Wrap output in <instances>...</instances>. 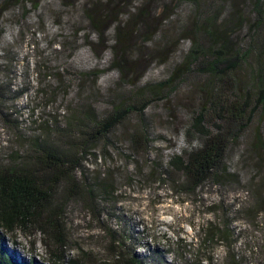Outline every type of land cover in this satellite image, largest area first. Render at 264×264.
<instances>
[{"label":"trees","instance_id":"trees-1","mask_svg":"<svg viewBox=\"0 0 264 264\" xmlns=\"http://www.w3.org/2000/svg\"><path fill=\"white\" fill-rule=\"evenodd\" d=\"M150 1L154 0H133L134 11L123 22L112 10L101 15L88 10L89 28L98 38L103 22L112 18V36L105 38L109 57L102 67L74 76L81 80L85 75L114 73V83L93 92L78 85L82 93L78 100L66 102L67 114L41 118L32 134L22 138L18 132L22 147L0 151V264H37L33 259L18 260L6 249L4 235L17 233L30 238L34 252L35 243L42 244L43 264H167L158 251L155 256L136 253L140 245L125 235L126 224L118 230L104 225L119 211L120 185H130L135 177L160 184L170 180L193 193L228 181L231 148L249 143L251 150L264 154V0H158L162 14L170 11L158 26H149L145 19ZM104 2L112 5L111 0ZM38 6L34 3V8ZM155 13L160 15L157 9ZM139 17L143 19L138 25H145L141 31L135 26ZM169 19H173L172 34L165 29ZM135 37L141 41L138 46H169L172 57L160 62L166 65L160 80L139 76L141 59L125 51L134 47L130 42ZM84 41L93 44L90 32ZM48 71L45 77L59 76L52 68ZM5 81L0 78V120L20 131L12 121L10 103L31 87ZM183 84L195 92V98L184 108L177 131L176 143L181 146L165 159H151L148 153L156 134L150 114ZM58 86L51 87L50 101L55 100V91L66 89L63 81ZM127 120L134 125L123 149L113 136ZM111 151L117 162H106ZM98 159L103 163L98 164ZM118 160L121 167L115 165ZM76 204L105 226L104 254L72 245L68 208ZM12 241L16 243L15 238Z\"/></svg>","mask_w":264,"mask_h":264},{"label":"rangeland","instance_id":"rangeland-1","mask_svg":"<svg viewBox=\"0 0 264 264\" xmlns=\"http://www.w3.org/2000/svg\"><path fill=\"white\" fill-rule=\"evenodd\" d=\"M111 2L109 6L104 0H0V25L3 26V31L0 30V78L15 87L21 83L31 87L10 103L14 105L11 107L12 121L18 124L20 131L0 120V151L22 147L24 142L21 138L18 141V132L22 138L32 134L41 118L67 114V103L78 100L76 97L82 93L77 90L78 85L88 92L99 87L104 89L106 83L112 86L114 73L88 78L85 75L81 80L74 76L78 71L87 73L102 67L109 57L105 38L112 36V18L103 22L98 38L97 32L89 28L88 10L94 15L112 10L114 17L119 16L122 22L134 11L130 9L133 0ZM34 3H39L37 9ZM166 6L171 7L169 2ZM147 9L145 19L149 26H158L162 16L170 12L168 9L162 14L158 0L150 1ZM156 9L160 15L155 13ZM142 19L139 17L136 21L139 31L145 26L138 25ZM169 20L165 29L172 34L173 19ZM87 32L91 33L93 44L84 41ZM135 39L130 42L134 47L125 51L128 56L141 59L139 76L142 75L143 80H160L166 70V65L160 62L172 57L169 46L142 47L138 46L141 41ZM50 68L59 76L45 77L44 72L49 74ZM60 81L66 89L55 91V100L50 101L53 99L49 96L53 92L51 87L56 86V90ZM40 82L45 85L43 88L39 87ZM194 98L195 92L183 84L150 114L149 123L156 138L149 158L159 161L180 148L181 142L176 143L177 131L185 117L184 108ZM133 125L132 120H127L114 132L113 139L123 149ZM237 146L228 152L227 165L232 171L224 185L208 184L188 193L170 180L160 184L135 177L130 185H120L119 194L123 199L117 204L119 211L116 218L106 220L104 225L118 230L126 224L129 229L127 234L123 233L134 239L132 244L140 245L136 253L155 256L158 251L164 254L167 264H264V154L251 150L249 143ZM113 153L111 151L112 158L106 162H117ZM141 158L145 160L146 156ZM97 163L103 161L98 159ZM122 163L118 160L115 165L121 167ZM67 220L74 247L104 254L107 236L103 224L101 226L78 204L68 208ZM4 236L6 249L18 260L28 263L33 259L43 264L46 255L39 241L35 243L34 252L30 238L20 233Z\"/></svg>","mask_w":264,"mask_h":264},{"label":"bare ground","instance_id":"bare-ground-1","mask_svg":"<svg viewBox=\"0 0 264 264\" xmlns=\"http://www.w3.org/2000/svg\"><path fill=\"white\" fill-rule=\"evenodd\" d=\"M13 252H14V250H13ZM12 253V252H11ZM14 254V253H13Z\"/></svg>","mask_w":264,"mask_h":264}]
</instances>
